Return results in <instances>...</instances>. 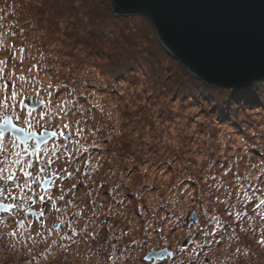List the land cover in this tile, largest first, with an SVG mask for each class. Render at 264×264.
<instances>
[{"label": "trees", "instance_id": "16d2710c", "mask_svg": "<svg viewBox=\"0 0 264 264\" xmlns=\"http://www.w3.org/2000/svg\"><path fill=\"white\" fill-rule=\"evenodd\" d=\"M110 1L0 0L5 72L28 75L41 61L47 73L39 79L63 89L54 100L74 93L86 110V118L76 117L85 128L75 137L81 153L70 167L60 164L53 195L63 189L72 201L66 211L81 215L65 216L48 203L43 227L26 216H0V264H150L143 255L161 247L174 260L154 264H264V76L234 89L210 86L164 49L147 19L113 15ZM53 142L71 148V140ZM224 168L256 178L231 215L208 178ZM192 210L198 220L188 226ZM235 211L244 215L237 220ZM181 212L169 234L167 217ZM213 214L223 227L209 222ZM17 220L31 227L8 235L21 231ZM54 222L59 227L49 235L44 229ZM190 232L192 241L182 245Z\"/></svg>", "mask_w": 264, "mask_h": 264}, {"label": "snow or ice", "instance_id": "6c2138e0", "mask_svg": "<svg viewBox=\"0 0 264 264\" xmlns=\"http://www.w3.org/2000/svg\"><path fill=\"white\" fill-rule=\"evenodd\" d=\"M24 52L23 47L18 49L21 65L25 59ZM16 55L17 53H13L12 58L15 59ZM7 63L6 60H0V181L3 182L0 183V195H4L5 199L10 202L0 203V210L9 214L15 211L18 215L22 212L31 213L39 220L40 217L44 216V212L37 213L31 207L37 203L36 197L38 196L40 204L49 202L55 212L61 213L63 211L65 216L72 214L79 217L80 212L69 213L66 211L72 205V201L65 200L66 193L63 189H60V194L53 198L51 192H37L33 185H39L41 188L53 185L56 178L64 173V168H61L60 164L70 167L76 156L81 153V147H78L80 141L75 137H83L85 128L81 119L76 117L78 115L85 117L86 110L82 105H79L78 101H73L74 93H68L67 98L60 99L58 102L54 100V97L58 95L55 89H63L61 85H54L51 81L45 84L39 79L41 72L47 73V69L41 61H37L26 69L28 75L20 74L18 76L14 71L5 72L2 66H6ZM9 75L12 76L11 80L8 79ZM29 97L32 99L31 107H28L27 104ZM21 109L24 111L22 112ZM96 131L98 129L91 134L95 135ZM57 136L65 140L71 139V148L63 142L60 144L53 142L49 147L46 138ZM33 141L35 143H32ZM41 145L45 146L42 148ZM208 167L217 171L211 162H209ZM76 171L79 169L77 168ZM68 175H72L71 170H69ZM208 178L215 183L216 192L224 197L222 200L217 198V203L224 205V210L229 215L232 214V210L237 208L238 202H246L248 196L247 192L244 191L245 185L256 179L251 175L233 176L227 168L220 171L219 177L209 174ZM232 178L236 181L235 185L225 188L226 183H230ZM8 182L12 183L9 184ZM261 183H264V178H262ZM75 188L76 185L73 184L72 189ZM221 189L225 190L221 191ZM58 201L64 202V209L57 207ZM260 204H264V200H261ZM102 207L101 205L100 208L102 209ZM93 214L95 215V211ZM183 215L184 213L181 212L174 220L172 216L167 217L170 222L169 234L180 226ZM243 215V212L235 211L237 220ZM205 216L207 217L208 214L205 213ZM208 219L209 222L214 221L223 227L216 214L211 215ZM64 222V220L61 221V223ZM40 223L43 227L44 222L40 220ZM100 223L103 225L105 222L101 221ZM26 224L28 228L31 227L30 222L17 220V228L21 231H12L8 235H24ZM68 226L75 234V228L72 227V224L69 223ZM44 231L51 235L54 229L48 227ZM157 231L162 232V229H157ZM200 231L202 229L197 228V234ZM36 236L42 237L43 233L37 232ZM26 238L33 239L31 235ZM260 243L264 244V240H261ZM180 251L183 252L184 249L181 248ZM168 256L174 260L173 253L169 252Z\"/></svg>", "mask_w": 264, "mask_h": 264}, {"label": "water", "instance_id": "95a60500", "mask_svg": "<svg viewBox=\"0 0 264 264\" xmlns=\"http://www.w3.org/2000/svg\"><path fill=\"white\" fill-rule=\"evenodd\" d=\"M110 9L147 19L164 49L210 86L234 89L264 76V0H111ZM196 221L192 211L187 224ZM169 252L148 251L144 260L154 263Z\"/></svg>", "mask_w": 264, "mask_h": 264}, {"label": "flooded vegetation", "instance_id": "af4514ba", "mask_svg": "<svg viewBox=\"0 0 264 264\" xmlns=\"http://www.w3.org/2000/svg\"><path fill=\"white\" fill-rule=\"evenodd\" d=\"M57 139H60V137L57 138ZM52 141H53V140L47 142V144L49 145V147H50ZM32 143H34V141H33ZM44 146H45V145H42L41 147L43 148ZM33 159H34V158H33ZM0 183H3V182L0 181ZM8 183L11 184L12 182H8ZM33 187L36 189L37 192L44 191V190H42V188H41L39 185H33ZM14 191H15V190H14ZM45 191L51 192V193L54 195V193H55L54 184L51 185V186H49V188H48L47 190H45ZM36 199H37V203H38V201H39L38 196L36 197ZM0 201H3V202H5V203L10 202L9 200L5 199V196H4V195H0ZM34 205H35V204H34ZM34 205H31V207H35ZM26 207H27V205H26ZM14 213L17 214L15 211H14L12 214H14ZM20 214H21V213H20Z\"/></svg>", "mask_w": 264, "mask_h": 264}]
</instances>
